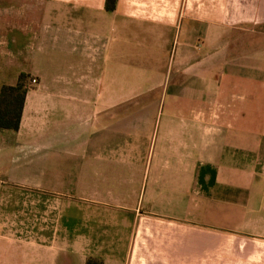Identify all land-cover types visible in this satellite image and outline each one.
Instances as JSON below:
<instances>
[{"label":"crops","instance_id":"1","mask_svg":"<svg viewBox=\"0 0 264 264\" xmlns=\"http://www.w3.org/2000/svg\"><path fill=\"white\" fill-rule=\"evenodd\" d=\"M105 1L0 4V90L37 80L0 129V264H127L143 219L175 229L152 264L251 259L264 0Z\"/></svg>","mask_w":264,"mask_h":264},{"label":"rangeland","instance_id":"2","mask_svg":"<svg viewBox=\"0 0 264 264\" xmlns=\"http://www.w3.org/2000/svg\"><path fill=\"white\" fill-rule=\"evenodd\" d=\"M5 2L8 3V0H0V4ZM209 2H215L209 1ZM132 66L137 64L129 63ZM33 80V79H32ZM28 81V85L31 87L35 85L33 81ZM134 83V80H129V85ZM173 224H170L169 221L160 220H139L135 225L134 236L132 240L133 250L127 264H152V261L156 259L157 254L161 253V249H158L161 246L164 239L168 240V234L170 231L174 232ZM139 234V236H137ZM230 243V242H229ZM224 247L229 248L230 245L225 242ZM256 256L251 257L247 260L244 256L236 255H227L221 252L219 258L222 259V262L219 264H264V244L257 246ZM165 249V248H164ZM164 251V250H163ZM162 255H159L161 259ZM218 257V256H217ZM158 258V259H159ZM63 264H72V259L70 256L63 257ZM167 264V263H166Z\"/></svg>","mask_w":264,"mask_h":264},{"label":"trees","instance_id":"3","mask_svg":"<svg viewBox=\"0 0 264 264\" xmlns=\"http://www.w3.org/2000/svg\"><path fill=\"white\" fill-rule=\"evenodd\" d=\"M118 0H106L105 9L112 12ZM29 74L22 73L14 85H3L0 90V129L17 131L20 127L25 97L30 86ZM94 261L89 259L87 264ZM102 264V263H101Z\"/></svg>","mask_w":264,"mask_h":264},{"label":"built area","instance_id":"4","mask_svg":"<svg viewBox=\"0 0 264 264\" xmlns=\"http://www.w3.org/2000/svg\"><path fill=\"white\" fill-rule=\"evenodd\" d=\"M32 81H33L34 83H36V82H37V80H36V79H33Z\"/></svg>","mask_w":264,"mask_h":264}]
</instances>
